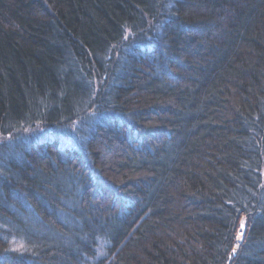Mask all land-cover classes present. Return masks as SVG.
<instances>
[{
	"label": "trees",
	"instance_id": "obj_1",
	"mask_svg": "<svg viewBox=\"0 0 264 264\" xmlns=\"http://www.w3.org/2000/svg\"><path fill=\"white\" fill-rule=\"evenodd\" d=\"M0 264H264V0H0Z\"/></svg>",
	"mask_w": 264,
	"mask_h": 264
},
{
	"label": "water",
	"instance_id": "obj_2",
	"mask_svg": "<svg viewBox=\"0 0 264 264\" xmlns=\"http://www.w3.org/2000/svg\"><path fill=\"white\" fill-rule=\"evenodd\" d=\"M243 231H244V228H242V233H243ZM242 233H241V235L237 238V240L240 242L241 240H242ZM234 254H235V252H233Z\"/></svg>",
	"mask_w": 264,
	"mask_h": 264
},
{
	"label": "rangeland",
	"instance_id": "obj_3",
	"mask_svg": "<svg viewBox=\"0 0 264 264\" xmlns=\"http://www.w3.org/2000/svg\"><path fill=\"white\" fill-rule=\"evenodd\" d=\"M242 229V228H241Z\"/></svg>",
	"mask_w": 264,
	"mask_h": 264
}]
</instances>
